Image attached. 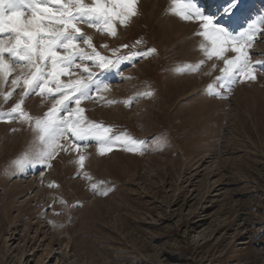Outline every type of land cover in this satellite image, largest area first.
<instances>
[{
	"label": "rangeland",
	"instance_id": "374dc122",
	"mask_svg": "<svg viewBox=\"0 0 264 264\" xmlns=\"http://www.w3.org/2000/svg\"><path fill=\"white\" fill-rule=\"evenodd\" d=\"M228 2L199 0L234 31L264 15V0H238L230 16L222 11ZM168 8L169 0H139L140 14L127 27L117 23L116 38L81 26L107 56L105 43L111 49L142 39L134 51L157 50L104 73L110 89L98 95L105 100L82 103L89 120L145 141L142 151L116 147L99 156L90 143L79 174L75 152H61L50 168L17 170L13 161L38 147L36 134L0 122V264H264V71L237 83L226 99L207 94L223 63L178 71L203 59L199 24ZM251 55L264 60V36ZM18 75L16 68L0 90H12ZM149 89L153 96L130 107L107 104ZM21 91L7 103L0 98V107L10 109ZM23 107L42 116L51 101L33 94ZM99 181L113 190L96 194L90 185Z\"/></svg>",
	"mask_w": 264,
	"mask_h": 264
},
{
	"label": "snow or ice",
	"instance_id": "6c2138e0",
	"mask_svg": "<svg viewBox=\"0 0 264 264\" xmlns=\"http://www.w3.org/2000/svg\"><path fill=\"white\" fill-rule=\"evenodd\" d=\"M138 3L139 0H0V82L6 81L16 68L20 69V75L11 81L12 90L7 93L0 90V98L7 103L15 89L22 87L19 100L10 109L4 111L0 107V122L27 125L36 134L38 142L36 150L25 152L13 161L17 170L35 165L50 168L51 161L61 152H75L73 163L79 174L89 157L86 150L90 143L96 144L99 156L108 155L116 147L127 151L143 150L145 141L126 132L115 133L113 126L89 120L82 107L84 101L105 100L98 95L110 89V84L101 79L104 73L119 72L124 62L156 54L155 48L134 51L143 43L141 39L119 48L109 49L108 44H102L101 48L112 53L111 56L104 55L81 27L116 38L117 23L127 27L132 18L140 14ZM237 6L238 0H229L222 9L223 14L232 15ZM167 13L199 24L194 35L201 38L198 50L203 59L195 66L185 65L178 71H199L213 59L223 63L220 75L207 86V94L226 99L225 93H230L237 83L255 81L257 72L264 71V60H253L251 55L258 35L264 36V15L246 28L234 31L215 13L205 10L199 0H169ZM121 49L130 50L121 53ZM216 67L217 64L213 63L212 70ZM64 77L67 79H62ZM33 94L40 96L42 101H51V107L42 116H33L23 107L25 99ZM153 95L149 89L124 101L108 100L107 104L122 102L130 107L139 97ZM18 130L12 129L14 132ZM84 176L91 179L86 172ZM49 187L57 185L50 184ZM90 188L105 196L113 190L107 187L106 181L93 183ZM61 203L66 202L61 200Z\"/></svg>",
	"mask_w": 264,
	"mask_h": 264
},
{
	"label": "bare ground",
	"instance_id": "6f19581e",
	"mask_svg": "<svg viewBox=\"0 0 264 264\" xmlns=\"http://www.w3.org/2000/svg\"><path fill=\"white\" fill-rule=\"evenodd\" d=\"M207 1H210V4H211V3H213L215 0H207ZM51 251H52V250H51ZM52 252H53V251H52ZM49 253H51V252L49 251ZM50 255H51V254H48V255L45 256V257L47 258V257H49ZM41 261H42V260H41ZM42 264H43V263H42Z\"/></svg>",
	"mask_w": 264,
	"mask_h": 264
}]
</instances>
